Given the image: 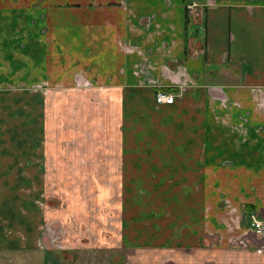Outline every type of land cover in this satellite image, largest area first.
<instances>
[{"label": "crops", "instance_id": "crops-1", "mask_svg": "<svg viewBox=\"0 0 264 264\" xmlns=\"http://www.w3.org/2000/svg\"><path fill=\"white\" fill-rule=\"evenodd\" d=\"M184 1L99 0L110 7L98 22L48 0H0V256L8 264L13 254L23 264H124V246L199 251L208 237L227 251L250 232L244 207L264 220V0H194L203 8L193 20ZM77 44L107 72L57 65ZM162 89L172 104L154 103ZM66 96L82 104L75 136L91 127L105 134L108 120L116 128L118 247L74 243L58 258L43 212L22 190L54 182L47 171L59 164L55 141L69 133L60 129ZM92 96L112 109L86 115ZM39 251L42 261L29 258ZM258 256L252 262L264 264Z\"/></svg>", "mask_w": 264, "mask_h": 264}, {"label": "rangeland", "instance_id": "rangeland-1", "mask_svg": "<svg viewBox=\"0 0 264 264\" xmlns=\"http://www.w3.org/2000/svg\"><path fill=\"white\" fill-rule=\"evenodd\" d=\"M191 1L194 0H188L187 3L184 1L182 8ZM93 2L95 4H90ZM48 3H53L64 10L76 9V15L83 20L84 16H89V11H92L90 15H97L98 22V13L110 7L107 4H101L99 0H48ZM44 11L47 13V10ZM69 14L73 15L72 13ZM189 19L193 20L191 17ZM188 31H193V27L189 28ZM77 45L74 51L76 55L73 57L71 54V57H67L62 53L60 63L57 65L80 68L89 77L90 75L95 77L99 70L107 72L102 58L91 57L90 51L87 52L86 47L82 48L79 44ZM85 45L89 47L86 42ZM56 48L58 47L56 46ZM53 65L57 67L56 64ZM60 93V95H63V90ZM92 95L94 94L92 93ZM65 98L66 101H61L59 104V113L61 114L60 129L61 131L69 129V133L62 132L59 137L60 140L55 141V145L58 144L60 147L57 153L59 164L58 167L47 171L49 174L53 173L54 182H42V186L28 184L27 189L22 190V192L29 194L30 197L35 198L34 200L28 199V203L33 204L39 212H43L45 217L44 227L48 232L43 233L47 236L49 246L61 251L53 252L58 258H62L61 254H66L65 248L70 247L74 243L82 244L87 242L92 245L110 243L111 246L113 245L114 248H117L118 243L115 240L118 232L116 231L115 223L117 224L118 221L116 212L117 205L120 202L117 196L118 184L116 182L118 172V136L116 131L113 133L116 128L112 126L111 120H108L107 127L109 131L105 134H96L93 127H91V129H87L88 132L86 131L85 134L75 136L73 133L77 131L75 126L80 120L78 118L84 115L80 107L82 104L79 102L75 103L74 96L70 97L71 101L69 103V97L66 96ZM90 99V104L88 102L85 105L87 107L84 112L86 115L90 110L97 116L101 111H105L106 108L108 111L112 109L113 105L110 104L107 107L106 105L102 106L96 96H92ZM37 132L35 131V134ZM31 140L32 145L35 146L34 144L36 142L38 144L40 141V137H32ZM69 150H74V157L71 159L69 158ZM46 170L47 168L44 166L39 169L41 173H45ZM146 187L142 188L144 192L147 190ZM135 188L132 187V191ZM150 202L153 203V201ZM141 207H147V201L143 200V205L139 206L140 210H143ZM246 216L250 232L241 237L240 240L238 239V244L232 250L220 251L219 249H213L212 246L215 242L208 237V246L199 251L164 249L160 246L154 249L124 246L120 253L124 264H255L252 262L253 256L264 255V235L255 232L251 226L253 221L251 216L262 223H264V220L256 213H253L250 217ZM246 216L244 215V219H246ZM236 225H238V222ZM255 243L259 246H256ZM249 246L256 247L249 248ZM45 254V252L39 251L30 254L29 258L42 261V257ZM11 257L13 260L12 264L24 263L20 254H13ZM6 259V256H0V264H8ZM246 260H248L247 263ZM27 262L30 263V260ZM44 264H47L46 259Z\"/></svg>", "mask_w": 264, "mask_h": 264}, {"label": "built area", "instance_id": "built-area-1", "mask_svg": "<svg viewBox=\"0 0 264 264\" xmlns=\"http://www.w3.org/2000/svg\"><path fill=\"white\" fill-rule=\"evenodd\" d=\"M201 5L197 4L195 1H191L184 7V13L186 17H191L193 19L200 16ZM173 102V95L163 92L161 90H157L154 94V103L156 105H170ZM253 215V214H252ZM251 216V215H250ZM251 226L254 228L257 234L264 235V223L257 221L254 217H252Z\"/></svg>", "mask_w": 264, "mask_h": 264}, {"label": "trees", "instance_id": "trees-1", "mask_svg": "<svg viewBox=\"0 0 264 264\" xmlns=\"http://www.w3.org/2000/svg\"><path fill=\"white\" fill-rule=\"evenodd\" d=\"M161 91H163V92H167V91H169L168 89H167V91L166 90H164V89H162ZM155 92L156 91H153V94H152V96H153V101H154V94H155ZM244 211H246V213H247V215L250 217V215H252V211L250 210V209H248L247 207L245 208L244 207Z\"/></svg>", "mask_w": 264, "mask_h": 264}]
</instances>
